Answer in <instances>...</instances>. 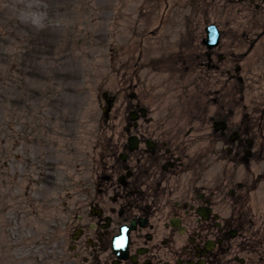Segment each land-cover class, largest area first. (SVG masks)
I'll list each match as a JSON object with an SVG mask.
<instances>
[{
	"label": "flooded vegetation",
	"instance_id": "obj_1",
	"mask_svg": "<svg viewBox=\"0 0 264 264\" xmlns=\"http://www.w3.org/2000/svg\"><path fill=\"white\" fill-rule=\"evenodd\" d=\"M151 3L53 264H264V0Z\"/></svg>",
	"mask_w": 264,
	"mask_h": 264
},
{
	"label": "rangeland",
	"instance_id": "obj_2",
	"mask_svg": "<svg viewBox=\"0 0 264 264\" xmlns=\"http://www.w3.org/2000/svg\"><path fill=\"white\" fill-rule=\"evenodd\" d=\"M151 6L0 0V264L64 252L62 210L108 139L102 94L120 86L122 40H152Z\"/></svg>",
	"mask_w": 264,
	"mask_h": 264
}]
</instances>
